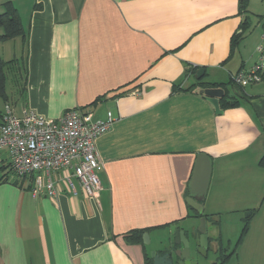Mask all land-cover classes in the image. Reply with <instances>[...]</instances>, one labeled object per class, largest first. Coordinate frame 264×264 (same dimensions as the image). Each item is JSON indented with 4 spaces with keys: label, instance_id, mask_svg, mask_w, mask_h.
<instances>
[{
    "label": "crops",
    "instance_id": "0c3cea01",
    "mask_svg": "<svg viewBox=\"0 0 264 264\" xmlns=\"http://www.w3.org/2000/svg\"><path fill=\"white\" fill-rule=\"evenodd\" d=\"M8 2L18 11L27 43L12 40L20 43L18 58L0 54L6 62L19 61L10 70V90L6 78L7 99L0 97V123L7 104L19 116L31 110L58 120L79 109L95 120L111 113L115 122L96 140L98 199L78 182L76 195L62 183L58 196L34 198L30 181L21 187L2 181L11 162L9 152L0 151V264H147L145 248L129 245L125 235L155 229L151 239L173 225L186 231L189 219L200 224L187 203L200 153L213 160L202 202L218 224L210 249L223 239L221 231L217 236V227L223 230L219 208L257 209L241 243L232 252L215 253L229 255L224 264H264V81L236 87L232 95L240 106L222 115L201 88L187 91L197 81L187 74L193 67L205 70L206 82L222 84L258 63L264 0H248L244 10L241 0L1 5ZM245 21L249 30L232 53V38ZM242 222L237 240L244 217ZM252 239L257 247H250Z\"/></svg>",
    "mask_w": 264,
    "mask_h": 264
},
{
    "label": "built area",
    "instance_id": "2783aa9c",
    "mask_svg": "<svg viewBox=\"0 0 264 264\" xmlns=\"http://www.w3.org/2000/svg\"><path fill=\"white\" fill-rule=\"evenodd\" d=\"M256 51L258 63L248 71L233 75L234 86L246 88L264 81V25ZM114 122L111 113L105 120H95L93 113L79 109L68 110L58 120L47 119L31 110L19 116L7 104L0 123V151L9 152L15 178L31 182L34 198L43 193L58 196L62 183L76 195L78 182L88 197L98 199L102 184L96 174L99 166L96 140Z\"/></svg>",
    "mask_w": 264,
    "mask_h": 264
},
{
    "label": "trees",
    "instance_id": "16d2710c",
    "mask_svg": "<svg viewBox=\"0 0 264 264\" xmlns=\"http://www.w3.org/2000/svg\"><path fill=\"white\" fill-rule=\"evenodd\" d=\"M248 0H241V9L244 10L246 9L248 3ZM4 12L0 14V28L3 29V34L0 37L2 42H7L10 40H14L17 38H22L23 42L26 44L27 43V34L24 30L23 24L21 22V19L19 17L18 11L15 8V6L11 3L8 2L6 4H4ZM248 21H245V23H243L242 25V31L241 33L235 35L232 38V42H231V52L234 53V51L238 48L240 42L243 40V38L245 37V35L247 34L249 27L247 26ZM19 61L18 60H13L10 62H6L2 59V57L0 56V97L4 100L7 99V95H6V78H7V74H6V70L8 69L9 71L14 69L16 66H18ZM22 66V62L20 64ZM199 71L198 67H193L191 69L190 72H188V76L192 75L196 78L197 73ZM206 75L201 79V80H197L196 83L192 86V88H188L187 91L192 90L193 88H201L202 93L205 89L208 88H222L225 91V95L220 99V108L222 110H227L230 108H237L240 106V101L237 99L236 96L232 95L229 91V86L233 87V83L232 81H230L229 83H222V84H213V83H208L205 81ZM204 94V93H203ZM260 166L264 168V157L260 160ZM11 167V165H10ZM11 173L13 174L12 169L10 170L9 174L5 175L2 178V181L4 182H11L12 184L16 185V186H23L24 185V181L18 180V179H13V181H11ZM29 188L32 189V184L29 186ZM194 216L198 219H201L202 217H205L207 219V222H209L213 216H208L206 214H198L197 212H195L193 209H191ZM257 209H252V210H248L245 213L244 216V228H243V232L242 235L240 237V239L238 240L237 244H240L244 234L248 231L249 229V225L251 220L253 219V217L256 215ZM192 217V216H190ZM171 225H167L165 227H170ZM155 229H142V230H134L129 232L128 234L125 235V240L129 245H142L145 248V257H146V262L147 264H158V260L161 262H159L160 264H176L178 261V258L176 257L175 262L172 261V256H173V252L167 250H161L158 251L154 257L150 256V252L148 251L146 245L144 244V234H149L150 232H152ZM198 233V231H197ZM199 235V233H198ZM217 241L220 243L222 240L220 238L217 239ZM212 240L209 238V248L210 249V244H211ZM178 246L174 244L173 248H177ZM224 249H221L222 252ZM229 258V255L225 256L222 255L221 256V260L219 264H224L226 262V260ZM158 259V260H157Z\"/></svg>",
    "mask_w": 264,
    "mask_h": 264
},
{
    "label": "rangeland",
    "instance_id": "374dc122",
    "mask_svg": "<svg viewBox=\"0 0 264 264\" xmlns=\"http://www.w3.org/2000/svg\"><path fill=\"white\" fill-rule=\"evenodd\" d=\"M264 6V3L263 5ZM3 7L1 5V0H0V14L3 11ZM253 22H256V31L259 30L258 28V19L256 17H252ZM3 34V29L0 28V35ZM16 42V43H15ZM5 43V44H4ZM20 43L18 41H12L10 40L8 43L6 42H2L0 39V54L4 59H14V58H18L20 56ZM257 49V48H256ZM6 74H7V81H8V89L10 90L12 88V85L14 82H12L13 76L14 74L9 71L8 69L6 70ZM236 90V86L233 87L229 86V91L231 94H234ZM1 100V99H0ZM2 105V102L0 103ZM11 177L15 178V175L11 173ZM212 208L210 205H206L203 206V211H205L204 213L207 215H212ZM221 213V220H222V226H223V230H220V226L217 227V236L219 235L220 231L223 235V241L221 242V245L223 247V251L224 252H232V250L235 248L237 242H238V237L240 235L241 232V228L243 226V222H242V218L245 216V209L242 208H232V207H226V208H219L218 210ZM220 222V219H219ZM197 220L195 219H189L187 221V223L183 224V227H185L187 230V239L190 240L191 245L193 246V248H196L197 244H198V238L199 235L197 233V230L195 231L192 227L197 226ZM218 224H215V222L213 221V219H211L209 221V223L207 224V234L208 237H211V232L212 230L217 226ZM199 225L197 226L198 229ZM191 228V230H190ZM212 238V237H211ZM231 242V246L228 245V243ZM250 243V247L255 243L256 245V240L252 239L251 241H248ZM247 242V243H248ZM248 243V244H249ZM175 244V237L171 232V228L170 231L169 230H165L163 232H159L156 234H153L152 238L150 239L149 244L146 245L148 251L150 252V256L154 257L155 253L158 252L159 250H173V246ZM221 252V251H220ZM245 252H249V254H251V252H256V250H248L247 248L245 249ZM177 252H173V256H172V261L175 262L176 260V255ZM220 253L217 254L214 252V250L211 248L208 250L207 256H203V255H198L197 259H196V263L197 264H215L218 263L221 260V255ZM158 260V259H157ZM160 261L158 260V264ZM177 264V263H176ZM178 264H180V261L178 262Z\"/></svg>",
    "mask_w": 264,
    "mask_h": 264
},
{
    "label": "water",
    "instance_id": "95a60500",
    "mask_svg": "<svg viewBox=\"0 0 264 264\" xmlns=\"http://www.w3.org/2000/svg\"><path fill=\"white\" fill-rule=\"evenodd\" d=\"M205 76V70L198 71L196 79L199 81ZM205 97L214 106L218 115L223 114L220 108V99L225 95L222 88H208L203 91ZM213 172V160L205 153L197 155L191 182L189 183V197L187 203L191 209L198 214H203V204L205 201ZM201 202V203H200ZM199 233L198 244L196 248L192 249L190 241L187 239V232L177 228L176 225L171 226V232L175 237V245L182 246V249L177 251L176 257L180 259V264H197L196 259L198 255L207 256L209 248V237L207 234V219L202 217L197 229ZM144 244L150 242L149 234H144Z\"/></svg>",
    "mask_w": 264,
    "mask_h": 264
},
{
    "label": "flooded vegetation",
    "instance_id": "af4514ba",
    "mask_svg": "<svg viewBox=\"0 0 264 264\" xmlns=\"http://www.w3.org/2000/svg\"><path fill=\"white\" fill-rule=\"evenodd\" d=\"M187 236V235H186ZM190 241V240H189ZM215 244H214V247L212 248L213 250H214V252H220L221 251V249H223V247L222 246H220V243L217 241V242H214ZM190 244H191V242H190ZM211 244H212V242H211ZM210 244V245H211ZM191 248L192 249H194L193 248V246L191 245ZM179 249H182V246H178L177 248H175V249H173V250H170V249H168L169 251H172V252H177ZM222 252V251H221ZM180 261V259L178 258V261H177V264H178V262Z\"/></svg>",
    "mask_w": 264,
    "mask_h": 264
}]
</instances>
